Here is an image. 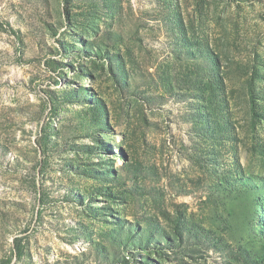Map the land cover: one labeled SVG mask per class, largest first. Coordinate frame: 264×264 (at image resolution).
<instances>
[{
	"label": "rangeland",
	"instance_id": "1",
	"mask_svg": "<svg viewBox=\"0 0 264 264\" xmlns=\"http://www.w3.org/2000/svg\"><path fill=\"white\" fill-rule=\"evenodd\" d=\"M0 264H264V0H0Z\"/></svg>",
	"mask_w": 264,
	"mask_h": 264
}]
</instances>
